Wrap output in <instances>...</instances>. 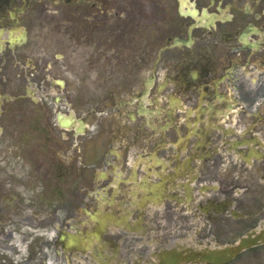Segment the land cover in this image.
I'll list each match as a JSON object with an SVG mask.
<instances>
[{"label": "flooded vegetation", "instance_id": "flooded-vegetation-1", "mask_svg": "<svg viewBox=\"0 0 264 264\" xmlns=\"http://www.w3.org/2000/svg\"><path fill=\"white\" fill-rule=\"evenodd\" d=\"M0 264H264V0H0Z\"/></svg>", "mask_w": 264, "mask_h": 264}, {"label": "rangeland", "instance_id": "rangeland-1", "mask_svg": "<svg viewBox=\"0 0 264 264\" xmlns=\"http://www.w3.org/2000/svg\"><path fill=\"white\" fill-rule=\"evenodd\" d=\"M69 59V58H68ZM102 71L98 72V74H100ZM87 73V78L91 79V75H92V72L91 71H88L86 72ZM96 74V72L93 71V76L92 78L94 77V75ZM109 78V76H107ZM96 82H98L96 80ZM99 83V82H98ZM113 87H104V86H91L90 84L89 85H82L80 87H77V93H76V97H75V101H77L79 103L80 106H84L86 103H89L93 97H96L95 95H102V94H105L107 93L109 90H111ZM73 88H69L68 90L70 91V93H74V90H72ZM103 92V90H105ZM58 91V90H57ZM94 100L96 101V98H94Z\"/></svg>", "mask_w": 264, "mask_h": 264}]
</instances>
